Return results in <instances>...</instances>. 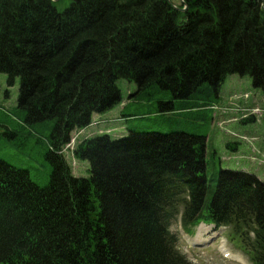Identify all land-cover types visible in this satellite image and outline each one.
I'll return each mask as SVG.
<instances>
[{"label":"trees","instance_id":"16d2710c","mask_svg":"<svg viewBox=\"0 0 264 264\" xmlns=\"http://www.w3.org/2000/svg\"><path fill=\"white\" fill-rule=\"evenodd\" d=\"M62 1L0 0V73L20 80L16 117L49 131L52 166L40 187L0 159V264H193L171 231L181 207L185 229L228 224L264 264V183L223 171L212 190L206 137L83 140L74 155L87 178L61 153L94 114L122 103L119 80L176 103L205 88L217 95L234 74L264 92L263 0H183L184 12L168 0H69L60 12Z\"/></svg>","mask_w":264,"mask_h":264},{"label":"rangeland","instance_id":"374dc122","mask_svg":"<svg viewBox=\"0 0 264 264\" xmlns=\"http://www.w3.org/2000/svg\"><path fill=\"white\" fill-rule=\"evenodd\" d=\"M172 1L178 6L181 4V0ZM69 4V0H63L57 4V9L62 12ZM117 86L122 103L100 115L98 122L84 133L74 132L72 138H75L76 146L86 136L93 138L108 135L112 139H118L129 136L131 132L203 136L207 139V175L211 180L212 190L216 189L223 170L245 171L264 182V92L254 88L251 78L231 75L217 95L212 89L205 88L192 100L187 99L181 103H176L175 99L172 101L171 94L158 86L139 95L135 83L119 80ZM19 95L20 80L17 79L15 85L11 86L7 75L0 73V159L18 170L28 172L34 183L46 187L50 183L52 172V166L46 159L49 131L40 128L38 132H34L16 117L14 111L18 106ZM245 95L248 96L247 99L241 98ZM163 103L171 104L167 109L160 107ZM208 104L211 106H205ZM181 107H192L193 110L188 108L179 111V116L173 113ZM243 108H258L261 116L255 117L256 121H243L244 115L250 117L248 111H242ZM253 113H257V110H253ZM18 123L26 128L23 129ZM66 157L74 176H89L88 162L73 159L71 151L66 153ZM178 219L171 230L177 235L179 249L189 261L193 264H237L225 260L217 251H213L214 245L211 242L190 249L182 230L181 219ZM188 232L190 236H194L193 230ZM196 237L197 233L195 239ZM225 245L249 264L246 253L239 251L230 238Z\"/></svg>","mask_w":264,"mask_h":264},{"label":"bare ground","instance_id":"6f19581e","mask_svg":"<svg viewBox=\"0 0 264 264\" xmlns=\"http://www.w3.org/2000/svg\"><path fill=\"white\" fill-rule=\"evenodd\" d=\"M203 230H205V229L202 227V229H200V231H199V235H198V237H197L198 240H201V239H202V231H203Z\"/></svg>","mask_w":264,"mask_h":264},{"label":"water","instance_id":"95a60500","mask_svg":"<svg viewBox=\"0 0 264 264\" xmlns=\"http://www.w3.org/2000/svg\"><path fill=\"white\" fill-rule=\"evenodd\" d=\"M54 2L55 1H58V0H53ZM169 2H171V0H168ZM263 8H264V4H263ZM187 9V7L185 8V10ZM184 11V10H183Z\"/></svg>","mask_w":264,"mask_h":264}]
</instances>
